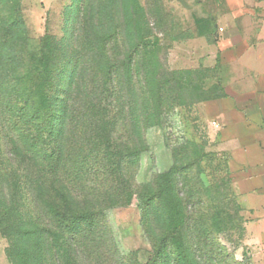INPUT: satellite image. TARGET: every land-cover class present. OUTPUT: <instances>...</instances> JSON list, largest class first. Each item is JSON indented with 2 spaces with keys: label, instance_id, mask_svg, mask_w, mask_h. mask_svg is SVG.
Segmentation results:
<instances>
[{
  "label": "rangeland",
  "instance_id": "obj_1",
  "mask_svg": "<svg viewBox=\"0 0 264 264\" xmlns=\"http://www.w3.org/2000/svg\"><path fill=\"white\" fill-rule=\"evenodd\" d=\"M215 10L216 0H0V26L20 20L14 35L25 36L29 54L37 57L40 39L50 37L67 107L58 183L65 198L50 181H40L41 196L28 181L18 208L28 229L41 228L35 264H55L52 232L69 249L68 258L58 254L61 264H147L174 229L170 239L197 264H256L226 153L198 110L220 95L215 72L202 67ZM166 173L168 189L159 179ZM44 202L88 214L93 225L61 234ZM176 240L157 264H180ZM0 264H21L1 231Z\"/></svg>",
  "mask_w": 264,
  "mask_h": 264
},
{
  "label": "trees",
  "instance_id": "obj_2",
  "mask_svg": "<svg viewBox=\"0 0 264 264\" xmlns=\"http://www.w3.org/2000/svg\"><path fill=\"white\" fill-rule=\"evenodd\" d=\"M0 32V231L9 239L10 250L20 256L21 264H35L32 251L35 245L38 247L42 242L41 228L28 229L23 213L18 208L25 204L22 199L25 192L23 186L28 181L34 180L39 196L44 191L40 181H50L51 188L60 183L67 107L58 97V59L50 44V37L40 39V54L34 57L25 48V36L14 35L21 33L20 20L1 22ZM141 46L145 50L151 48L148 43H141ZM97 56L102 61L103 54ZM204 70L215 72V85L220 89L217 67ZM221 96L220 89V95L210 100ZM100 138L104 142L103 134H100ZM3 139L6 150L2 147ZM120 161V155L116 154L113 163L119 164ZM159 179L168 189L169 175H160ZM57 190L64 199L63 190L59 186ZM44 207L61 234L67 232L77 235L81 223L88 230L93 225V222L89 224L91 218L88 214L75 215L70 211L61 213L52 203L44 202ZM171 234L167 240L160 239V248L150 256L147 264H157V259L162 257L166 259L169 250L167 241L176 240L175 236L170 239ZM58 240L59 236L52 232L55 264H61L58 254L67 258L69 254L66 243L59 246ZM32 241L33 246L30 245ZM175 244L178 263L197 264L184 245L177 243V240Z\"/></svg>",
  "mask_w": 264,
  "mask_h": 264
},
{
  "label": "crops",
  "instance_id": "obj_3",
  "mask_svg": "<svg viewBox=\"0 0 264 264\" xmlns=\"http://www.w3.org/2000/svg\"><path fill=\"white\" fill-rule=\"evenodd\" d=\"M214 25L202 67H217L223 96L198 110L218 126L244 245L253 262L264 264V0H216Z\"/></svg>",
  "mask_w": 264,
  "mask_h": 264
},
{
  "label": "built area",
  "instance_id": "obj_4",
  "mask_svg": "<svg viewBox=\"0 0 264 264\" xmlns=\"http://www.w3.org/2000/svg\"><path fill=\"white\" fill-rule=\"evenodd\" d=\"M212 126L218 128V126L215 123H212Z\"/></svg>",
  "mask_w": 264,
  "mask_h": 264
}]
</instances>
